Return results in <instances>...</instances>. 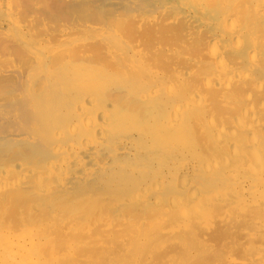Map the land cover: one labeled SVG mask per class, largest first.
<instances>
[{
	"label": "bare ground",
	"instance_id": "6f19581e",
	"mask_svg": "<svg viewBox=\"0 0 264 264\" xmlns=\"http://www.w3.org/2000/svg\"><path fill=\"white\" fill-rule=\"evenodd\" d=\"M173 48L186 51L187 57L174 52ZM203 51L201 56L200 52ZM160 57L175 59L169 64L174 78L177 82L185 83L189 94L198 98V106L193 109L187 104L185 107L171 105L172 129L184 132L188 128V119L194 117L204 124L205 132L213 139L214 146L220 149V158L225 157L221 162L201 163L203 173L215 174L224 189L221 194L228 208L223 205L222 208L226 210L221 214L223 218L220 221L225 223L226 228L218 226L221 232H228L225 233L228 239L229 234L234 232L237 239L245 240L247 245L242 244L241 249L238 247V252H241L239 249L245 253L253 251L250 260L255 264L261 262V253L264 252V0H0V264L78 263V258L75 259L72 252L66 254L62 251L67 247L72 248V239L79 237V242L81 232H88L82 226L88 220L84 222L82 219H85L84 213H89L83 209L81 225L76 221L80 220L76 219L79 213L66 219L63 213L69 208L62 198L68 192L73 193L84 187H111L117 183L126 184L128 178L132 179L131 166H139L145 158L136 147L140 144V138L129 132L137 129L136 133L138 130L144 134L151 133L152 124H149L153 118L160 116L162 104L161 93L158 95L157 92L163 90L172 93V85L165 82L150 87L148 95H137L141 90L137 76L145 68L146 62L156 59L158 62ZM192 65L195 72L188 68L193 69ZM168 72L166 70L164 73ZM171 96L168 97L171 99ZM124 110L127 115L122 118L120 115L125 114H121ZM124 121L130 130H123L125 126L121 125ZM152 122L156 123L154 120ZM157 132L153 129L154 134L151 133L155 140L161 139L162 133ZM178 132L176 130L167 135L180 136ZM131 157L133 161L129 163ZM228 159L232 160L231 164L227 162ZM185 171L175 174L182 184L178 187L186 184L183 175L188 171ZM202 179L205 181V178ZM157 183L153 185L156 184L158 188L160 184ZM198 193L194 198V194L189 193L191 203H196L195 215L201 211V206L209 205L207 201L210 199L206 198L208 196L204 199L201 197L203 193ZM217 195L214 198L211 196L215 203L220 194L216 198ZM69 197L71 199V195ZM136 197L140 200L139 196ZM126 198L122 201L124 205ZM170 202V206L176 209V203L180 201L174 199ZM105 203L109 204L108 201ZM205 203L208 205L205 206ZM213 204L210 203L211 208ZM78 207V210L82 208ZM116 207L117 204L113 208ZM158 210L161 211V208ZM219 210L214 211L220 213ZM131 211L129 214L133 216L135 211ZM96 212L91 214L92 217L88 215L89 219L102 218L99 215L101 210ZM116 212L111 215L112 218L123 213ZM164 212L174 213L170 210ZM182 212L184 215L186 210ZM207 213L211 214L208 211L202 215ZM129 214V222L140 217L145 221L150 216L144 219L142 215L139 217V212V218H136L137 214L131 218ZM124 216L126 218V214ZM97 220V224L93 223L95 228L92 233H86L84 239L92 234L100 236L109 233L117 225L113 224V219L110 220L113 223L106 219L102 223L101 219L100 222ZM205 220L207 222L208 219L201 221ZM129 222L124 219L120 223L131 229L139 225L136 220L138 224L130 227ZM186 223L181 231L175 229L177 234L168 237L173 240L171 244L177 249L178 245L187 246L188 235L184 237L182 232H188L195 241L202 243L200 249H205L204 239L210 226L207 224L193 230ZM189 239L192 241V238ZM216 241L221 240L216 238ZM119 245L117 249L121 250L119 247L122 244ZM217 245L219 249L221 245ZM82 248H79L78 256L80 252L86 254L90 249L81 251ZM112 250V254L117 252ZM239 256L238 259L241 258ZM79 261L87 264L82 263V259ZM219 264L246 263L225 257Z\"/></svg>",
	"mask_w": 264,
	"mask_h": 264
},
{
	"label": "rangeland",
	"instance_id": "374dc122",
	"mask_svg": "<svg viewBox=\"0 0 264 264\" xmlns=\"http://www.w3.org/2000/svg\"><path fill=\"white\" fill-rule=\"evenodd\" d=\"M170 38H172V37H170ZM164 45H166V44H164ZM163 45V46H164ZM164 48H166V47H164ZM173 51L174 52H177L178 54H182L181 56H183V57H187V55H188V53L186 52V51H184V50H180L179 49V51H178V49L177 48H173ZM187 54H186V53ZM201 54H199V55H195V54H193L194 56H203V53H204V51L203 52H200ZM186 54V55H185ZM192 54V53H191ZM161 58V57H160ZM157 60V59H156ZM156 60H153V61H149V62H146L145 63V68H143L142 69V72H140V74L137 76V79H136V81L140 84V86H141V90L138 92V94L137 95H141V94H147L148 93V91H150L149 89H150V87H152L153 85H155L156 83H160V84H164L165 82L166 83H168L167 85H172V93L170 94L169 92H167V93H165L163 90H161L160 92H157V94L159 95L160 93L162 94H160V99L162 100V104H161V109H162V107L164 108V110L162 109H160V112H159V114H160V116L158 115L157 117H161L160 119H158L157 117V119L156 118H153L152 120H151V122L154 120V122H156V123H151L150 122V124H149V126H151V124H152V126L150 127V131H151V133H153V129L154 130H156V131H158V132H160V133H162L161 134V139H156L155 140V138L153 137V134H151L150 132H145V134H144V132H142L143 133V135H141L142 133L141 132H139V130H138V132L137 133H139V135H140V137H139V135L136 133V130L135 129H133V130H130V128H129V125H126V122L124 121L123 123H122V125L121 126H125V128L123 129V130H125L126 128H129V130H130V132H129V130L128 131H126V132H129V134H131V135H134V137H136V138H140V144L139 145H137L136 147H137V150L141 153L142 152V156L145 158L144 159V161H142V162H140V165L138 166V165H136V164H134L133 166H131V170H132V175H133V177H132V179L131 178H128V183H126V184H119V183H117V185L115 184V185H112L111 187H89V188H83V189H79V190H75L73 193L72 192H68L67 194H66V196H65V198L63 197L62 199L64 200V203L66 204V206H67V212H64L63 214H64V217L66 218V219H69V218H73V216H76L78 213H79V215H77L76 216V219H78V218H80V220L79 221H81V219L83 218L82 217V215H83V213H82V211H83V209L84 210H86V213L89 215V217H90V215L91 214H95V212L96 211H98V210H101V214H99L100 215V217H102V218H100L99 217V215L97 216V217H99L100 219H101V223L102 222H109L110 220H114L115 222L113 223V221H110L111 223H113L114 225H116V223H117V225L115 226V228H112V229H110V231H109V233L108 232H106V233H103V235H94V234H90L91 235V237H89L88 239L87 238H85L84 239V236L86 237L87 235H86V233L88 234L89 232L90 233H92V230H93V228H95V226L93 225V223L97 220V219H95L96 217H94V218H91V219H89V217H88V215H86L85 213H84V218L86 219V216L88 217L86 220L85 219H82V221H87V223L85 222V224H88V225H85L82 221L81 222H79L78 220H76L80 225L82 224V226H84V227H86L85 229L86 230H88V232H81L82 234V238L80 239V241L78 242L77 240H79L78 238H74V239H72V240H74L73 242H72V248H70V247H67V248H65L62 252L63 253H66V254H69L70 252H72V255L74 256V258L76 259V257L78 258V263H75V262H72V263H70V262H68V264H81L80 263V261L79 260H81L82 259V263H84V262H86L87 264H108L107 262H109V264H209V263H213V264H219V263H221L223 260H224V258L225 257H231V258H235V260L236 261H244L246 264H255L253 261H251L250 260V258H252L251 257V255H253L254 254V252L253 251H251V252H249V253H245V252H243L242 250H240L244 245H247V244H245V240L244 239H241V238H238L237 239V237L234 235V232L232 233V235H230L229 234V239H228V235L226 236L225 235V233L226 234H228V232H224V231H222L221 232V230H220V227H221V229H224V228H226V226H225V223L223 222V221H220V219H222L223 217H222V213H224V211L228 208V206H226L225 205V200H224V197H222V196H224L223 194H221V193H223V187H221L220 186V184H219V178H217V176L215 175V174H212V175H205L204 173H203V171H202V168H201V163L202 162H206V161H212V162H215V161H219V162H221L222 160H223V158H225V157H221L220 158V156H221V154H220V149L217 147V146H214V141H213V139L211 138V137H209V135L205 132V126H204V124L202 125V123H200V122H198L197 120H195L194 119V117L193 118H190V119H188V123H187V126H188V128L186 129V130H188L187 131V133H186V130L183 132L181 129H172L173 127H171V125H170V123L172 122V120H173V118H172V115H171V111H172V104H176V105H179V106H184L185 107V105L187 104L188 105V107L189 108H191V109H193V108H196V105L198 106V98H196V97H192L190 94H189V88H188V86H186V84L185 83H183V82H177L176 81V79L174 78V73L172 72V67L169 65V64H171V62H173V61H175V59H160L158 62L156 61ZM171 61V62H170ZM152 62H154V64L152 65ZM148 64H150V65H148ZM159 64V65H158ZM156 65H158L157 67H156ZM168 65V69L166 68V66ZM160 66H161V68H160ZM165 67V68H164ZM192 67H193V69L190 67V66H188V68L191 70V71H193V72H195L194 70H196V69H194V65H192ZM148 70H150V71H148ZM153 70H152V69ZM159 69H160V72H159ZM164 69H166L167 70V74L166 73H164V72H166V70H164ZM148 72V73H147ZM150 73H152V74H150ZM150 74V75H149ZM170 77V78H169ZM172 79V80H171ZM161 81V82H160ZM150 83H151V85H150ZM185 84V85H184ZM146 91V92H145ZM174 92V93H173ZM148 95V94H147ZM146 95V96H147ZM172 95V96H171ZM168 96H171V99H170V97H168ZM175 100V101H174ZM200 101V100H199ZM178 104H177V103ZM201 102V101H200ZM182 103H183V105H182ZM196 103V104H195ZM166 106H165V105ZM191 104V105H190ZM186 105V106H187ZM165 106V107H164ZM192 106V107H191ZM195 106V107H194ZM167 108V109H166ZM166 111V112H165ZM170 111V112H169ZM124 112H125V114H124ZM164 112V113H163ZM121 114H124V115H120V117H122L123 118V116H125V115H127V112L124 110V111H122L121 112ZM164 114V115H163ZM170 116V117H169ZM158 120V121H157ZM165 120H167V121H165ZM169 121V122H168ZM157 126H156V125ZM163 126V127H162ZM191 129H190V128ZM153 128V129H152ZM155 128H157V129H155ZM167 130H166V129ZM159 129V130H158ZM160 129H162V131H160ZM163 129H165V130H163ZM176 130H178L179 132L177 133V135L178 134H180V136H171V137H169V135H167L168 133H170V132H172V133H174ZM122 132H125V131H122ZM132 132H134V133H132ZM157 132V133H158ZM186 133V134H185ZM151 134V135H150ZM145 135V136H144ZM144 137V138H143ZM185 137H187V138H185ZM154 138V139H153ZM149 139V140H148ZM159 140H160V142H159ZM152 141H154V142H152ZM159 142V143H158ZM149 143H150V145H149ZM158 143V144H157ZM211 144V147H210V144ZM153 144V145H152ZM221 145V144H220ZM191 146V147H190ZM154 147V148H153ZM192 149V150H191ZM149 150V151H148ZM215 150V151H214ZM218 150L220 151V152H218ZM197 155H196V154ZM149 154V155H148ZM220 154V155H219ZM174 156V157H173ZM133 159V157H131V158H129V163H131V161H133L132 160ZM171 160H173V161H171ZM227 160V159H226ZM228 163H232V160L231 159H228V161H227ZM172 163H173V165H172ZM176 163V164H175ZM230 163V164H231ZM191 164V165H190ZM166 165V166H165ZM171 165V166H170ZM179 165V166H178ZM185 165V166H184ZM190 165V166H189ZM193 165V166H192ZM174 166H177L178 167V169L176 168V167H174ZM182 166H183V168H182ZM139 167V168H138ZM172 167H173V169H175V170H173L172 169ZM192 167V168H191ZM143 168H145L144 170H146V171H144V170H141V169H143ZM199 168V169H198ZM138 169V170H137ZM185 169H186V171H188V172H186L185 171ZM189 169H190V171H189ZM197 170H199V171H197ZM153 174H151L150 172ZM154 173H156V174H154ZM157 171V172H156ZM162 171V172H161ZM173 171V172H172ZM177 171L178 172H180V171H185L186 173L183 175L184 177V179H185V183L186 184H184V185H186V187L185 188H183V186H182V188L181 187H178V185H180L181 184V182L179 183V180H177L176 179V175L175 174H178L177 173ZM193 172V173H192ZM170 173V174H169ZM174 173V174H173ZM198 173V174H197ZM167 174V175H166ZM191 174H192V176H191ZM149 175H152V176H149ZM155 175V177H153ZM165 175V176H164ZM171 176V177H169V176ZM202 175V176H201ZM148 176H149V178H148ZM173 176H175V177H173ZM187 178H186V177ZM189 176H190V178H189ZM198 176V177H197ZM153 177V178H152ZM193 177H196L195 179H193ZM199 177H201V178H199ZM210 177V178H209ZM214 177V178H213ZM183 178H182V180H183ZM199 178V179H198ZM202 178H205V181H204V179H202ZM212 178H213V180H214V182H213V180H212ZM142 179V180H141ZM161 179V180H160ZM176 179V180H175ZM189 179V180H188ZM193 179V180H192ZM146 180V181H145ZM188 180V181H187ZM191 180V181H190ZM204 182H203V181ZM157 181H158V183L160 184V186H158V188H157V186H156V184H154L153 185V183L155 182V183H157ZM162 183H161V182ZM164 181V182H163ZM171 183L172 182V184H170L169 182ZM174 181H178L177 183L176 182H174ZM197 181V182H196ZM149 182V183H148ZM191 182V183H190ZM199 182V183H198ZM148 183V184H147ZM158 183H157V185H158ZM190 183V184H189ZM161 184L163 185V186H161ZM167 184H168V187H167ZM188 184H189V186H188ZM201 184V185H200ZM203 184V185H202ZM215 184V185H214ZM149 185V186H148ZM182 185V184H181ZM198 185V186H197ZM206 187H205V186ZM210 185V186H209ZM213 185V186H212ZM150 186H151V188H150ZM169 186H171V187H169ZM192 186V187H191ZM203 186V187H202ZM215 186V187H214ZM154 187H156V188H154ZM162 187V188H161ZM166 189H168V190H166ZM177 187V188H176ZM201 187V188H200ZM211 187V188H210ZM214 187V188H213ZM146 188H148L147 190H146ZM149 188H150V191H149ZM161 188V189H160ZM85 189V190H84ZM105 189V190H104ZM119 189V190H118ZM142 189V190H141ZM145 189V190H144ZM170 189H171V191H170ZM181 191H180V190ZM196 189V190H195ZM204 189V190H203ZM223 189V190H222ZM119 192H118V191ZM156 190H157V192H156ZM176 190H178V191H176ZM83 191V192H82ZM96 191V192H95ZM164 191H166V192H164ZM168 191V192H167ZM170 191V192H169ZM217 191V192H216ZM132 192V193H131ZM138 192V193H137ZM145 192V193H144ZM153 192V193H152ZM179 192V193H178ZM197 192V193H196ZM198 192H202L203 193V195L204 196H201V197H206V196H208V197H206V198H210V199H208V201L207 202H209V205L207 204V203H205V206H206V204L208 205V206H206L207 208H209V209H207L206 207H202L201 206V211H203V213L205 212H208L209 211V213L211 212V214L210 215H208V213L206 214V215H202L203 213L200 211H197V214L198 215H195L196 213H195V210H194V205H196V203L194 204H192L191 202H192V199L190 198V194L191 193H193L192 195H193V198H194V196H196L197 194H199ZM76 193H78V194H80V195H78L77 194V196H76ZM86 195H84V194ZM95 193V194H94ZM138 194V195H136V194ZM177 193V194H176ZM190 193V194H189ZM205 193V194H204ZM216 193H218V195L216 196V198L219 196V194H220V196L218 197V200H219V198H220V200H219V202H218V200L216 201V199H215V201H216V203H217V205H216V203L214 202V200L212 199V197L213 196H215V194ZM225 193V192H224ZM74 194V195H73ZM131 194V195H130ZM144 194V195H143ZM163 194V195H162ZM167 194H169L168 196H167ZM208 194V195H207ZM68 195L70 196L71 195V199H70V197L69 198H67L68 197ZM84 195V196H83ZM98 195V196H97ZM139 196L138 198L140 199V200H137V197L135 198V196ZM141 195L142 196H144V197H141ZM151 195V196H150ZM119 196V197H118ZM127 198H126V197ZM156 196V197H155ZM158 196V197H157ZM212 196V197H211ZM83 197H84V199H86V198H88V200L87 201H85V202H83ZM130 197H131V200H130ZM166 197V198H165ZM80 198V199H79ZM95 198V199H94ZM96 198H98V199H96ZM127 199V200H129V201H127V200H125L126 201V204L124 205V204H122V201H123V199ZM145 198V199H144ZM214 198V197H213ZM107 199V200H106ZM122 199V200H121ZM134 199V200H133ZM157 199H159V200H157V202H156V200ZM176 200L177 201V199H178V201H180L179 202V204H180V206H179V204H178V202L176 203V205H178L177 207H176V209L174 208V207H172V206H170V205H172V204H169V202L171 201V200ZM205 199V198H204ZM68 200H70L69 201V203H68ZM76 202H75V201ZM81 200V201H80ZM91 200H93L92 202H94V203H91ZM95 200H97V201H95ZM150 200V201H149ZM194 200V199H193ZM72 201L74 202V203H72ZM109 202V204H107V203H105V202ZM114 201L116 202V204H117V207L116 208H113V207H115V205L116 204H114ZM137 201V203H135ZM149 201V202H148ZM215 204H213L212 202ZM221 201H222V203H221ZM81 202H83V203H81ZM117 202H119V203H117ZM131 202H133L132 204H134V205H131ZM142 202H144V203H142ZM148 202V203H147ZM194 202V201H193ZM81 203V204H80ZM112 203H113V205H112ZM146 203V204H145ZM157 203V204H156ZM158 203H159V205H158ZM171 203V202H170ZM183 203H186V204H183ZM188 203V204H187ZM191 203V204H190ZM210 203H211V205L213 204L214 206H212V208H211V205H210ZM220 203H221V205H220ZM90 204H92L91 206H90ZM106 204H107V206L109 205V207H108V209H110V210H112V212H109V210L107 209V206H106ZM137 204H138V206H137ZM100 207V208H98V206ZM122 205V206H121ZM147 205H149V209H151V210H149L148 209V206ZM157 207H159V208H157ZM190 207H189V206ZM221 207H220V206ZM223 205L226 207V209H224V208H222L223 207ZM77 206H79L78 208H81L80 210H81V212H80V210H78L77 209ZM87 207L86 209L84 208V207ZM135 206H137V207H135ZM147 206V207H146ZM152 206H153V208H152ZM188 206V207H187ZM192 206V207H191ZM203 206H204V203H203ZM216 206V207H215ZM220 208H219V207ZM95 207H97V208H95ZM118 207H121V208H119L118 209ZM142 207V208H141ZM154 207H155V209H154ZM165 207V208H164ZM170 208V209H168L167 210V208ZM214 207V208H213ZM73 208V209H72ZM111 208H113L115 211H117V212H123L122 214H120V213H118V214H116L115 215V217H116V219L117 218H119V219H115V217H113L112 218V216H113V214L115 213V211L113 212V209H111ZM125 208V209H124ZM127 208H128V210H127ZM131 208H133V209H131V210H134L135 212H134V214H133V216H136V214H137V216H136V218L138 217V213L140 212V214H139V217L142 215L143 216V218L145 219V217L147 218L148 217V215H150V216H152L151 215V213L153 214V218L151 217V219L148 217V219H149V221L150 222H148V219L147 220H145V221H143V219H142V217H138L140 220H141V222H139L140 220L139 219H133V220H131L130 222H132V223H134V224H131L130 222H129V217H127L128 216V214H129V212L131 211L130 209ZM143 208H147V209H145L144 211L145 212H143ZM161 208V211H159L158 209H160ZM173 208L175 209V210H173ZM187 208V209H186ZM193 208V209H192ZM217 208V209H216ZM220 210H219V209ZM222 208V209H221ZM96 209V210H95ZM116 209H118V210H116ZM121 209H122V211H121ZM124 209V210H123ZM188 209H190V211L187 213V210ZM206 209V211H204ZM212 209V210H211ZM219 210L220 211V213L219 212H217V211H214V210ZM77 210H78V212H77ZM93 210V211H92ZM127 210V211H126ZM158 212H157V211ZM170 210V212L172 211H174V213L175 212H179L180 211V215L178 214V212H177V214L175 213H173V215H172V213H166V212H164V211H169ZM184 211L185 212V210H186V212H185V214L187 213L188 215H189V217L190 218H188V215L186 216L187 217V219H186V217L183 215V212L181 213V211ZM221 210H223V212L221 211ZM70 211V212H69ZM75 213H74V212ZM90 211V212H89ZM107 211V212H106ZM152 211V212H151ZM155 211V212H154ZM213 211V212H212ZM73 212V213H72ZM92 212V213H91ZM109 212V213H108ZM116 212V213H117ZM159 214V215H161L160 217H162V218H160L159 217V215H157V213ZM191 212H192V214H191ZM199 212V213H198ZM96 213H99V212H96ZM111 213V214H110ZM132 213V211L130 212V214ZM147 213V214H146ZM155 213V214H154ZM166 213V214H165ZM200 213H202V214H200ZM68 214V215H67ZM69 214H70V216H69ZM120 214V215H119ZM124 214H126V218H125V216H124ZM129 214V215H130ZM144 214V215H143ZM147 216H146V215ZM162 214H164V216H165V218H164V216H162ZM103 215H105V216H103ZM112 215V216H111ZM122 217V215H123V218H121L120 219V217ZM169 215V216H168ZM176 215V216H175ZM179 215V216H178ZM201 217H200V216ZM209 217H208V216ZM69 218H68V217ZM81 216V217H80ZM111 216V217H110ZM133 216H131L130 215V217L132 218ZM157 216L158 218H157V220L156 219H154L155 217ZM167 216V217H166ZM178 216V217H177ZM182 216V217H181ZM184 216V217H183ZM193 216V217H192ZM204 216H206L205 218H203L202 219V217H204ZM91 217H92V215H91ZM106 217H109V218H111V219H109V218H106ZM170 217H173V218H170ZM180 217V218H179ZM208 217V218H207ZM212 217V218H211ZM98 218V219H99ZM106 219V221H103L104 219ZM92 219H93V222H91L92 221ZM95 219V220H94ZM100 219L99 220H97V221H99L100 222ZM107 219H109V221L107 220ZM126 220L127 222H129L128 223V225L130 226V227H133L134 225L136 226V224H138L139 223V225H137L136 227H138V228H136V227H134L133 229H131V228H125L126 226H125V224H126V222L124 221V223H123V225L124 226H122V221L123 220ZM128 219V220H127ZM152 219H154V220H152ZM169 219H171V220H169ZM180 219V220H179ZM204 219H208L207 220V222H206V220L205 221H201V220H204ZM212 221H211V220ZM119 220V221H118ZM122 220V221H121ZM138 221V223H135V221ZM186 220H188V221H186ZM191 220V221H190ZM116 221H118V222H116ZM155 223H154V222ZM158 221V222H157ZM168 221V222H167ZM188 222V228H191V229H193V230H197V229H199L200 227H202V226H206L207 224V226H210V228H209V231L206 233V235H205V245L208 247H206L205 249H203V248H201V249H203V250H201L200 249V244H202V243H200V242H198V241H195L194 240V238L191 236V234H189L188 232H182V234L184 235V237H186L187 235V240H186V244H187V246H185L186 248H183L184 246H181V245H178L177 247H178V249L176 248V247H174V245L173 244H171V242L173 241L172 239H168V237L169 236H171V235H173V233H175V234H177V232L176 231H181L182 229V227H184L183 225L184 224H187L186 222ZM144 223V225H143V223ZM199 222V223H198ZM212 222H214V223H212ZM218 222H220L219 224H218ZM91 223H92V225H91ZM96 224H97V222H95ZM94 223V224H95ZM211 223V224H210ZM217 223V224H216ZM119 224V225H118ZM179 225L178 227L176 226V225ZM205 224V225H204ZM127 225V226H128ZM166 225H169V226H166ZM220 227H219V226ZM88 226H91V227H89V229H88ZM128 226V227H129ZM145 226V227H144ZM149 226V227H148ZM194 226H195V228H194ZM215 226V227H214ZM218 226V227H217ZM83 227V228H84ZM117 227V228H116ZM143 227V229H141ZM148 227V228H147ZM169 227V228H168ZM175 227H177V228H175ZM128 229L127 231L125 230V229ZM168 228V229H167ZM179 228V229H178ZM186 228V227H185ZM84 229V231H86ZM131 229V230H130ZM134 229L136 230V231H134ZM137 229H139V230H137ZM175 229H176V231H175ZM210 229H212V230H210ZM215 229V230H214ZM216 229H218V230H216ZM112 230H114V231H117V232H113ZM125 230V231H124ZM141 230H143V232L141 231ZM163 230H164V233H163ZM166 230V231H165ZM172 230H173V232H172ZM121 231V232H120ZM211 231L212 232H214V233H211ZM135 232H137V233H134ZM216 232H218L217 234H216ZM221 232V233H220ZM143 233V234H142ZM160 233V234H159ZM180 233V232H179ZM211 233V234H210ZM220 233V234H219ZM77 234H79V233H77ZM111 236H110V235ZM113 234H114V236H113ZM129 234H131V235H129ZM136 234H138V235H136ZM167 234V235H166ZM182 234H180L181 236H182ZM208 234V235H207ZM210 234V235H209ZM214 234H216V235H214ZM222 234V236H224V237H226L225 239L222 237V236H220ZM94 235V236H93ZM161 235L163 236V239H162V241H161ZM166 235V237L164 238V236ZM190 235V236H189ZM213 235V236H212ZM210 236H212L211 238H210ZM93 237H95L96 239H92ZM233 237V238H232ZM123 238V239H122ZM142 238V239H141ZM179 237H177V239H178ZM189 238H192V241H191V239H189ZM209 238V241H207V239ZM216 238H220V240L221 241H219V242H217L216 241ZM223 238V239H222ZM106 239V240H105ZM120 239V240H119ZM228 241H227V240ZM239 239H241L240 241H239ZM97 240V241H96ZM108 240V241H107ZM109 240L111 241V243L109 242ZM127 242H126V241ZM159 240V241H158ZM190 240V241H189ZM215 240V241H214ZM224 240V241H223ZM243 240V241H242ZM99 241H101V242H99ZM125 241V242H124ZM153 241V242H152ZM211 241V242H210ZM223 241V242H222ZM226 241V242H225ZM237 241V242H236ZM92 242V243H91ZM105 242V243H104ZM108 242V243H107ZM123 242V243H122ZM131 242V243H130ZM170 242V243H169ZM198 242V243H197ZM214 242V243H213ZM221 242H222V244H221ZM230 242H232L233 244H230ZM236 242V243H235ZM90 245H89V244ZM114 243V244H113ZM122 245H121V244ZM226 243H229V244H226ZM110 244H111V246H110ZM121 246H120V245ZM128 244V245H127ZM161 244V245H160ZM218 244V245H217ZM225 244V245H224ZM237 244H238V246H237ZM242 244H244V245H242ZM114 245H116V246H114ZM120 246L119 248L122 250V252H121V250H119V249H117L118 247L117 246ZM215 245H217V246H220V247H218L219 249H217V247L215 246ZM224 245V246H223ZM233 245V246H232ZM210 246V247H209ZM242 246V247H241ZM82 248V247H84V248H82V250L81 251H83V249H84V251L86 250V249H88V248H90L89 249V251L91 252H89L88 250L86 251V254H85V252H80V254H81V257H79L80 256V254H79V256H78V253H79V248ZM100 247V248H99ZM138 247V248H137ZM213 247V248H212ZM225 247H226V249H225ZM238 247L240 248L239 249V251H241V252H238ZM86 248V249H85ZM103 248H105V249H103ZM112 248L115 250V251H117V252H114L115 254H112V252H113V250H112ZM116 248V249H115ZM179 248H180V250H179ZM192 248H193V250H192ZM198 248V249H197ZM94 249H96V250H99V251H97L96 252V250H94ZM171 249V250H170ZM194 249H196V250H194ZM200 249V250H199ZM208 249H210L209 251H208ZM229 249V250H228ZM94 252H93V251ZM124 250V251H123ZM140 250V251H139ZM177 250V251H176ZM184 252H183V251ZM199 250V251H198ZM214 250V251H213ZM217 250H219V251H217ZM70 251V252H69ZM167 251V252H166ZM196 251V252H195ZM203 251V252H202ZM208 251V252H207ZM234 251H237L238 252V254H237V252H235L234 253ZM89 252V253H88ZM167 253V254H165V255H163L164 253ZM112 255H111V254ZM144 253V254H143ZM159 253V254H158ZM218 253V254H217ZM223 253V254H222ZM239 253H240V256H239ZM242 253V254H241ZM71 254V253H70ZM109 254H110V256H109ZM138 254V255H137ZM177 254V255H176ZM233 254H236L237 255V257L235 256V255H233ZM77 255V256H76ZM93 255V256H92ZM167 255V256H166ZM174 255V256H173ZM209 255V256H208ZM213 255V256H212ZM217 257V255H220V256H218L217 258H215V256ZM222 255V256H221ZM88 256V257H87ZM186 256V257H185ZM201 257V256H204V257H208V259H206V258H204V257H201V258H199V257ZM210 256H212V257H210ZM234 256V257H233ZM238 256L239 257H241V258H239L238 259ZM248 256V257H247ZM139 257V258H138ZM165 257V259H163ZM220 257V258H219ZM84 258H85V260H84ZM147 258V259H146ZM87 259V260H86ZM108 259V260H107ZM213 261H212V260ZM103 262H102V261ZM107 260V261H106ZM210 260V261H209ZM216 260H218V261H216ZM89 261V262H88ZM91 261V262H90ZM106 261V262H105ZM159 262V263H158ZM167 262V263H166ZM214 262H216V263H214ZM211 263V264H212ZM85 264V263H84ZM259 264H264V252L263 253H261V262L259 263Z\"/></svg>",
	"mask_w": 264,
	"mask_h": 264
}]
</instances>
